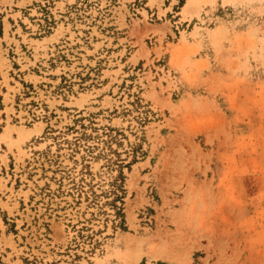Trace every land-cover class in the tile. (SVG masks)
Instances as JSON below:
<instances>
[{
  "label": "rangeland",
  "instance_id": "374dc122",
  "mask_svg": "<svg viewBox=\"0 0 264 264\" xmlns=\"http://www.w3.org/2000/svg\"><path fill=\"white\" fill-rule=\"evenodd\" d=\"M190 1L0 0V264H264V0Z\"/></svg>",
  "mask_w": 264,
  "mask_h": 264
},
{
  "label": "bare ground",
  "instance_id": "6f19581e",
  "mask_svg": "<svg viewBox=\"0 0 264 264\" xmlns=\"http://www.w3.org/2000/svg\"><path fill=\"white\" fill-rule=\"evenodd\" d=\"M155 0H151L152 3H154ZM196 0H191L186 7V11L190 12V9L192 8L193 4L195 3ZM39 128L33 129L34 131H38ZM27 130L23 131V133L25 134Z\"/></svg>",
  "mask_w": 264,
  "mask_h": 264
},
{
  "label": "trees",
  "instance_id": "16d2710c",
  "mask_svg": "<svg viewBox=\"0 0 264 264\" xmlns=\"http://www.w3.org/2000/svg\"><path fill=\"white\" fill-rule=\"evenodd\" d=\"M158 264H166V263H163V262H159Z\"/></svg>",
  "mask_w": 264,
  "mask_h": 264
}]
</instances>
